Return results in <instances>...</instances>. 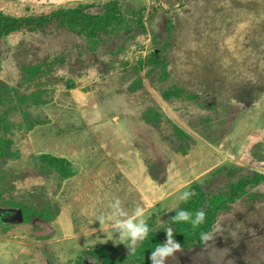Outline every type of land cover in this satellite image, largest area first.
Returning <instances> with one entry per match:
<instances>
[{
  "label": "rangeland",
  "instance_id": "1",
  "mask_svg": "<svg viewBox=\"0 0 264 264\" xmlns=\"http://www.w3.org/2000/svg\"><path fill=\"white\" fill-rule=\"evenodd\" d=\"M72 10L76 29L0 41V264H150L181 191L229 198L245 178L208 229L227 255L193 235L166 264H264V0H0L19 19ZM115 199L145 209L150 247L104 240Z\"/></svg>",
  "mask_w": 264,
  "mask_h": 264
},
{
  "label": "clouds",
  "instance_id": "2",
  "mask_svg": "<svg viewBox=\"0 0 264 264\" xmlns=\"http://www.w3.org/2000/svg\"><path fill=\"white\" fill-rule=\"evenodd\" d=\"M193 195L194 193L191 190L186 189L179 193L177 199L186 203ZM173 211L175 215L167 222H161L166 225L162 229L165 234V240L151 248L149 254L150 264H166L170 257L182 251L183 246L175 239V234L182 233L176 229L175 226L178 225H186L188 231L197 233L202 251L208 253L224 252V257L227 255V249H216L214 237L211 236L210 232L203 230V226L206 223L203 210L177 207ZM94 222H98L99 230L104 233V240H111L113 244L124 245L129 251V256L135 254L138 246L149 239V234L152 231L149 221L146 219L145 209L142 206L136 205L129 212L121 206L119 199L111 201L108 205L107 213H99L95 217ZM105 226L108 229L107 232L102 230ZM109 234L111 236L110 239ZM94 240L100 241L101 239L97 237ZM224 257L221 259L220 264H222ZM212 264H216L215 259L212 260Z\"/></svg>",
  "mask_w": 264,
  "mask_h": 264
},
{
  "label": "trees",
  "instance_id": "3",
  "mask_svg": "<svg viewBox=\"0 0 264 264\" xmlns=\"http://www.w3.org/2000/svg\"><path fill=\"white\" fill-rule=\"evenodd\" d=\"M75 11L70 12H58L52 14L47 17H37V18H13L8 16H0V41L3 37L16 32V31H27L33 33H40L47 30H58L62 28L67 29H76L79 26V21L73 18V13ZM106 16L104 17L105 20L111 21L114 14V6L109 5L106 10ZM159 63L158 61H154ZM39 159L47 161L49 164L63 168L64 176H68L71 174L70 168L67 166L68 162L61 158L52 157L49 155L40 156ZM257 179V178H256ZM249 179H243L238 183H234L231 185L230 188V195L229 198L226 197H213L211 199H207L202 192V189L197 183L191 184L189 190H191L194 195L193 197L186 203H183L181 208H187L190 210L201 209L205 212L206 223L203 226V230L208 231L209 227L213 222V217L218 212V210L225 206L227 201H233L234 196L238 194L242 190L243 185L245 182H248ZM254 182H257L255 180ZM175 215V213L173 214ZM172 215V216H173ZM176 229L182 233L175 234V239L181 241L183 244L187 245L188 247L193 244V235H196L197 240L199 237L197 233L191 232L187 230L186 225H178L175 226ZM146 246L150 247L151 241L150 239L145 241ZM88 252V251H87ZM108 250L105 248H96L91 249L88 254L91 258L100 260L101 263L99 264H112L109 257H107Z\"/></svg>",
  "mask_w": 264,
  "mask_h": 264
},
{
  "label": "water",
  "instance_id": "4",
  "mask_svg": "<svg viewBox=\"0 0 264 264\" xmlns=\"http://www.w3.org/2000/svg\"><path fill=\"white\" fill-rule=\"evenodd\" d=\"M16 221L20 222L21 221V213L19 211L16 212Z\"/></svg>",
  "mask_w": 264,
  "mask_h": 264
}]
</instances>
